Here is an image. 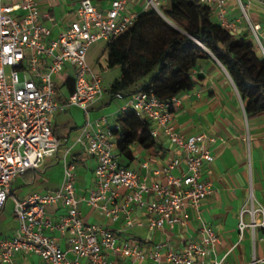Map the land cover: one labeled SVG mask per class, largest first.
Listing matches in <instances>:
<instances>
[{
	"label": "built area",
	"instance_id": "obj_1",
	"mask_svg": "<svg viewBox=\"0 0 264 264\" xmlns=\"http://www.w3.org/2000/svg\"><path fill=\"white\" fill-rule=\"evenodd\" d=\"M232 0H199L202 5L218 10L221 26L233 34L238 26L226 16V5ZM248 22L254 44L264 57L261 26L254 25L248 14L249 5L264 0H236ZM167 0H110L108 7H99L94 0H81L78 20L56 38L40 22L39 0H0V215L12 194V183L30 171L43 169L46 162L59 153L60 141L51 119L65 106H77L88 112L90 106L103 97L102 77L90 68L89 49L100 42L108 45L136 23L139 15L156 11L162 15ZM130 5L132 7L130 8ZM67 66L74 69V89L67 104L56 99V77ZM181 99L161 101L155 94L138 93L122 107L121 113L133 111L139 118L154 124V139L162 135L173 144L179 155L165 167L153 171L162 181H150L139 171L122 166L113 153L112 129L119 124L97 123L94 137L89 138L88 152L97 157L95 187L88 203L103 211L114 221L123 217L128 226L134 225L130 216L133 208L145 212L138 222L151 230L166 225H185L186 216L179 213L191 207L197 213L203 201L213 195L211 184L202 180L205 164L214 161L212 151L204 144L203 135H183L173 125V116ZM185 166H182V160ZM142 168L147 169V164ZM75 167L68 164L60 189L35 193L17 201L14 214L19 226L17 233L0 241V264H21L22 257H39L42 264H119L109 254L123 259L141 261L147 258L137 244H119L113 231L83 222L76 198ZM178 171L179 174H175ZM121 189L127 191L122 205L117 203ZM61 205L66 214L54 222L47 209ZM261 212V223H240V240L247 227L264 229V210L251 209L254 216ZM58 232L69 237L70 249L78 260L71 261L51 235ZM200 242L191 241L179 251L166 243L163 253L153 251L150 258L160 263L162 256L168 264H227L224 259L212 260L220 237L209 225H203ZM249 264H264V256L254 257Z\"/></svg>",
	"mask_w": 264,
	"mask_h": 264
},
{
	"label": "crops",
	"instance_id": "obj_2",
	"mask_svg": "<svg viewBox=\"0 0 264 264\" xmlns=\"http://www.w3.org/2000/svg\"><path fill=\"white\" fill-rule=\"evenodd\" d=\"M94 1L99 7L110 5V0ZM80 2L81 0H39L40 22L51 29V38H56L78 20L76 12ZM209 8L212 21L220 24L218 10L211 6ZM248 14L254 25L261 26L260 37L264 42V7L252 3L249 5ZM226 16L238 26L235 35L253 37L236 0L226 5ZM106 46L103 42L93 45L87 56L92 71L102 77L103 97L92 104L88 112L77 106H65L53 115L51 123L60 141L59 153L48 160L43 169L30 171L13 181L11 198L0 215V241L14 236L18 231L19 223L14 214L15 203L35 193L60 189L66 166L73 164L75 195L79 201L83 222L109 229L118 237L119 244H137L148 254L141 261L109 254V258L119 264H168L163 256L160 263L153 261L150 253H163V245L166 243L183 251L189 242H200L203 225L212 227L220 237V244L212 260L224 259L227 264H249L254 257L264 256V229L260 226L255 229L247 227L240 240L239 228L241 222L250 225L255 221L259 224L263 219L261 212L252 216L251 209L264 210V117L248 120L239 91L226 68L215 58L202 60L193 69L196 85L192 91L179 96L181 106L173 116V125L178 132L183 135H203L205 146L214 155V161L205 164L202 171V180L211 184L214 193L203 201L200 211L197 213L187 207L179 213L181 217L186 216L185 225H176L174 228L166 225L161 229L151 230L138 225L145 217V212L139 208H133L130 218L134 225L128 226L123 217L114 221L88 203L91 190L95 187L94 172L97 166V157L88 152V137H94L97 123L102 119L106 120L107 126L118 124L117 117L122 107L131 99H112L106 92L121 77L120 70L115 80L109 82L108 87L105 86L104 71L111 69L108 67ZM55 81L56 99L61 105H66L74 89V69L67 66ZM151 124L154 128V124ZM111 141L114 144L113 150L117 151L118 138L114 136ZM157 141L158 148L151 150H145L139 144L133 145L131 149L134 159L132 162L122 161L123 166L139 171L150 181H162L163 179L154 177L153 171L165 167L174 157L181 155L167 137L162 135ZM143 164H147L148 168H142ZM184 164L183 159V167ZM175 174H179L178 171ZM126 193L125 189H121L118 204L124 203ZM47 213L52 221L57 222L66 214V210L61 205H54L48 207ZM51 235L68 252L71 261L78 260L69 251L68 236L62 237L58 232ZM79 262L90 264L84 259H79ZM42 263L36 256H25L21 259V264Z\"/></svg>",
	"mask_w": 264,
	"mask_h": 264
},
{
	"label": "trees",
	"instance_id": "obj_3",
	"mask_svg": "<svg viewBox=\"0 0 264 264\" xmlns=\"http://www.w3.org/2000/svg\"><path fill=\"white\" fill-rule=\"evenodd\" d=\"M106 52L108 67L121 70L120 79L106 90L112 99L143 92L170 101L194 89L192 72L200 61L215 58L239 91L248 120L264 117V57L248 35L237 36L214 23L210 8L199 0H167L162 15L141 13ZM117 120L120 128L112 132L122 166L133 161V145L158 148L151 122L133 111L120 113Z\"/></svg>",
	"mask_w": 264,
	"mask_h": 264
},
{
	"label": "rangeland",
	"instance_id": "obj_4",
	"mask_svg": "<svg viewBox=\"0 0 264 264\" xmlns=\"http://www.w3.org/2000/svg\"><path fill=\"white\" fill-rule=\"evenodd\" d=\"M167 4V3H166ZM249 39L252 41V42H254V38L253 37H249ZM102 62L104 63V60L102 59ZM106 73V74H105ZM117 73L119 74L120 73V69L119 68H115V69H110V70H105L104 71V74H105V76H104V74H103V76H104V78H105V80H104V84H105V86H109L108 84H109V82H113V80H115V78L117 77ZM116 150H113V153L114 154H116ZM11 198V197H10Z\"/></svg>",
	"mask_w": 264,
	"mask_h": 264
}]
</instances>
